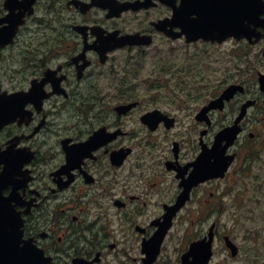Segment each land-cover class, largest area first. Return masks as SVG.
Segmentation results:
<instances>
[{
  "label": "flooded vegetation",
  "instance_id": "1",
  "mask_svg": "<svg viewBox=\"0 0 264 264\" xmlns=\"http://www.w3.org/2000/svg\"><path fill=\"white\" fill-rule=\"evenodd\" d=\"M0 177L22 264H183L213 227L235 261L214 218L264 213V0H0Z\"/></svg>",
  "mask_w": 264,
  "mask_h": 264
},
{
  "label": "rangeland",
  "instance_id": "2",
  "mask_svg": "<svg viewBox=\"0 0 264 264\" xmlns=\"http://www.w3.org/2000/svg\"><path fill=\"white\" fill-rule=\"evenodd\" d=\"M256 202L258 205L263 203ZM236 205L242 206L243 202H236ZM237 206L234 210L232 208L230 213L215 217L214 220L219 224L220 236L229 235L235 244L241 246L240 253L232 262L230 254L221 250L219 259L224 261L229 257L228 264H264L263 209L252 201L251 206L248 205L240 211ZM219 244L222 247V241H219Z\"/></svg>",
  "mask_w": 264,
  "mask_h": 264
},
{
  "label": "water",
  "instance_id": "3",
  "mask_svg": "<svg viewBox=\"0 0 264 264\" xmlns=\"http://www.w3.org/2000/svg\"><path fill=\"white\" fill-rule=\"evenodd\" d=\"M22 223L18 217L12 215H3L0 217V264H21L19 262V253H10V251L18 250V246L22 239ZM213 229L209 234V238L192 244L190 252L186 255H192L193 261L183 264H208L212 257ZM228 247L233 251V256L238 253V248L229 238L226 239ZM18 256V257H15ZM12 257L14 260L7 261ZM18 259V260H17Z\"/></svg>",
  "mask_w": 264,
  "mask_h": 264
},
{
  "label": "snow or ice",
  "instance_id": "4",
  "mask_svg": "<svg viewBox=\"0 0 264 264\" xmlns=\"http://www.w3.org/2000/svg\"><path fill=\"white\" fill-rule=\"evenodd\" d=\"M187 2H189V0H187ZM186 0H185V3H187ZM225 2L227 3H232V4H238V5H242V4H245L247 2H249V0H225ZM201 21L199 18H196V19H193L192 20V23L193 24H199ZM2 182H3V178L0 177V185H2ZM3 201V192L0 191V203H2Z\"/></svg>",
  "mask_w": 264,
  "mask_h": 264
}]
</instances>
